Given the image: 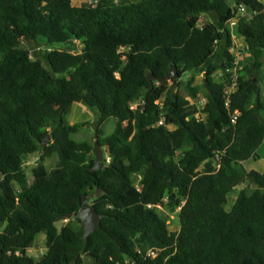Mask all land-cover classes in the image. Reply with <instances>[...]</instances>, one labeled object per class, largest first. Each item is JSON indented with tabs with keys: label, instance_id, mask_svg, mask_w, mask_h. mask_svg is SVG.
Listing matches in <instances>:
<instances>
[{
	"label": "trees",
	"instance_id": "trees-1",
	"mask_svg": "<svg viewBox=\"0 0 264 264\" xmlns=\"http://www.w3.org/2000/svg\"><path fill=\"white\" fill-rule=\"evenodd\" d=\"M234 36L251 61L227 106ZM40 41L50 49L33 58L25 44ZM73 42L79 52L52 48ZM174 66L172 85L153 81ZM198 75L200 118L184 113ZM263 91L258 0H0V264H264V172L244 165L264 142ZM75 103L98 115L92 141L74 139L91 124L68 122ZM109 119L116 128L102 137ZM37 154L29 184L24 162ZM98 189L101 229L87 243L83 226L59 230ZM41 234L48 250L36 260L28 250Z\"/></svg>",
	"mask_w": 264,
	"mask_h": 264
},
{
	"label": "rangeland",
	"instance_id": "rangeland-1",
	"mask_svg": "<svg viewBox=\"0 0 264 264\" xmlns=\"http://www.w3.org/2000/svg\"><path fill=\"white\" fill-rule=\"evenodd\" d=\"M96 0H72V3L74 6L77 7H86L92 3H94ZM25 47L28 48L31 52V55L33 58H42L44 56V53L49 50L50 48L40 41L39 43H29L25 44ZM52 48L56 49H62V50H69L71 52H79L82 49V45L79 42H73L71 44H65V45H59V46H54ZM245 47L242 45H237L235 47V54L239 53L240 56L237 58L238 60H244L246 55L245 52ZM239 60V61H240ZM242 64L239 62V70L241 69ZM219 77V75H218ZM216 78V77H215ZM204 75H198L197 80L195 83V88L197 91L200 93L199 100L197 102L192 101L191 106L184 111L186 115H189L190 117H198L201 114L202 107L204 106L205 103V93L206 89L204 88ZM168 85H172V82H169ZM186 95L185 93H183ZM263 97H264V91H263ZM163 103L162 100H159L157 102ZM160 104V105H161ZM134 106L133 108H135ZM81 110L77 108L76 106L72 107V111L68 115V122L71 124H78V123H83L85 121H89L91 124H89L85 129H83L78 135L74 136V139L77 141H92L94 138V132H95V123L98 119V115L95 113H91L89 110L88 114H82L80 112ZM117 122L115 119H109L106 121L102 126H101V131L103 132L102 137H107L110 134L113 133L114 129L116 128ZM170 129H174V127L170 126ZM101 137V138H102ZM40 163V155H31L26 157L25 162H24V171L28 176L29 184L33 182L34 176H33V169L37 166V164ZM56 159H50L47 160L45 165L46 167L51 170L56 166ZM255 170L256 171H261L264 169V164L263 163H257L254 164ZM139 177H134L133 178V183L136 187L139 186ZM248 184V181H244L242 184H240L232 193L229 195V202L226 206L227 210H230L231 207L234 204V201L236 200L238 196V191L241 190L242 188L246 187ZM90 204H92L90 202ZM170 217L169 221V229L173 232H177L179 230V221H178V211L175 213L169 211L168 214H166ZM67 225H74L77 227H82L83 224L78 221L77 218L71 217L68 219L61 220L57 222V227L59 230H61L63 227ZM47 240L46 236L41 234L36 238L34 246L28 250V255L33 257L34 259L38 260L40 257H42L46 252H47Z\"/></svg>",
	"mask_w": 264,
	"mask_h": 264
},
{
	"label": "water",
	"instance_id": "water-1",
	"mask_svg": "<svg viewBox=\"0 0 264 264\" xmlns=\"http://www.w3.org/2000/svg\"><path fill=\"white\" fill-rule=\"evenodd\" d=\"M154 82H158L162 85H167L169 82H173L175 80L180 79V74L177 68L174 66L170 69L169 74L164 78H157L152 76ZM207 82V79H206ZM51 139V136H48L44 141V144H47ZM94 167L93 170H101L103 169V160L105 156L104 149L100 146V144H94ZM104 194V191L98 189L94 193L86 194L83 197L82 208L76 215H69L67 218L75 217L81 221L84 229V240L87 243L89 241V237L101 229L103 216L99 214L95 206L90 204L92 200L95 198L101 197Z\"/></svg>",
	"mask_w": 264,
	"mask_h": 264
},
{
	"label": "crops",
	"instance_id": "crops-1",
	"mask_svg": "<svg viewBox=\"0 0 264 264\" xmlns=\"http://www.w3.org/2000/svg\"><path fill=\"white\" fill-rule=\"evenodd\" d=\"M259 2H261V3H263L264 4V0H258ZM235 37V43L239 46V45H242V46H244L245 47V44H244V42L241 40V39H237L236 38V36H234ZM245 49H246V47H245ZM245 52H246V57H245V59L244 60H240L239 62L243 65L244 63H248V62H250L251 61V59H250V57H249V55H248V53H247V49L245 50ZM236 55L239 57L240 56V54L239 53H236ZM74 106H76L77 108H79L81 111V113L83 114H88V109L84 106V105H82V104H80V103H75L74 105H73V107ZM203 108V107H202ZM201 115V114H200ZM200 115L197 117V118H200ZM202 117H203V115H202ZM71 124H72V122H71ZM257 153H258V156H259V158L257 159V160H253V159H250V160H248V161H246L245 163H244V165H245V168L247 169V171H252V170H255V167H254V164H257V163H263L264 164V142H263V144L261 145V147L258 149V151H257ZM256 171V170H255ZM259 172H261V171H259ZM262 172H264V169L262 170ZM237 188V187H236ZM235 188V189H236Z\"/></svg>",
	"mask_w": 264,
	"mask_h": 264
},
{
	"label": "built area",
	"instance_id": "built-area-1",
	"mask_svg": "<svg viewBox=\"0 0 264 264\" xmlns=\"http://www.w3.org/2000/svg\"><path fill=\"white\" fill-rule=\"evenodd\" d=\"M242 11H244V9H242ZM234 25V23H233ZM235 57H236V60L234 62V68L232 69V72L233 73V80H232V84L229 85V86H226V89H225V94H224V98L226 100V105L228 106L229 103H230V97H231V94L235 91L236 89V85H237V80H238V70H239V60L237 58H239L236 54H235ZM236 120V117H234L233 119V122H235ZM160 124H163V122H161ZM152 206H150L149 208H151ZM156 208H158L159 210H163V206L162 205H158L156 206ZM181 208L178 209V211H180Z\"/></svg>",
	"mask_w": 264,
	"mask_h": 264
}]
</instances>
